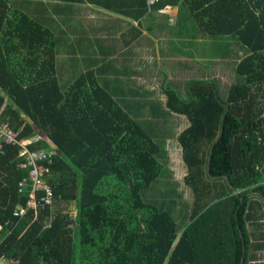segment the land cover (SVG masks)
Masks as SVG:
<instances>
[{
    "label": "trees",
    "instance_id": "trees-1",
    "mask_svg": "<svg viewBox=\"0 0 264 264\" xmlns=\"http://www.w3.org/2000/svg\"><path fill=\"white\" fill-rule=\"evenodd\" d=\"M180 1L204 33L234 36L249 55L226 96L218 78L192 79L184 93L166 78V100L143 103L139 114L159 102L164 115L189 120L162 150L140 123L149 117L126 111L96 70L64 89L53 31L0 0V123L49 155L43 163L53 198L28 208L31 186L21 194L19 183L31 167L22 166L20 146L2 144L0 262L240 264L243 257L242 264H264V0H161L154 9ZM174 138L194 198L180 232L175 206L169 212L143 196L170 169ZM18 207L26 213L16 216Z\"/></svg>",
    "mask_w": 264,
    "mask_h": 264
},
{
    "label": "crops",
    "instance_id": "crops-1",
    "mask_svg": "<svg viewBox=\"0 0 264 264\" xmlns=\"http://www.w3.org/2000/svg\"><path fill=\"white\" fill-rule=\"evenodd\" d=\"M143 6L144 0H11L14 10L55 34L59 75L96 70L103 88L119 89L124 100L118 102L139 104L136 114L143 103L157 101L166 78L184 88L192 79H223L249 55L234 36L204 33L185 1L144 14ZM258 261L264 262V251Z\"/></svg>",
    "mask_w": 264,
    "mask_h": 264
},
{
    "label": "rangeland",
    "instance_id": "rangeland-1",
    "mask_svg": "<svg viewBox=\"0 0 264 264\" xmlns=\"http://www.w3.org/2000/svg\"><path fill=\"white\" fill-rule=\"evenodd\" d=\"M208 52H212V51H208ZM230 68L232 71L230 70ZM236 68L237 67H234V69L233 67H228L226 70L227 73L224 76L225 78L219 79L220 85H221L220 86L221 94L224 96H226L230 88V85L233 82L238 80V76L236 74ZM79 73L81 72H61L60 79H61L63 88L66 89L67 88L66 85L68 83L70 84L71 82L70 79L74 75H78ZM179 83H184V82L179 81ZM107 89L113 94H115V97L117 98V100H124L122 99L120 94H118L120 93L119 89L110 88V86H107ZM179 89L181 90V92L183 93L185 92L184 86H179ZM158 90H159V98L165 101L166 97L162 95L163 89L160 88L159 86ZM120 104L126 109V111H128L130 114H133V116L136 118L135 111L139 110V107H138L139 104H135L137 107H133L134 103H131L128 101H126V103L124 104L123 103H120ZM159 106H160V109H159ZM156 107L157 109H155ZM162 107H163L162 104L157 102V104L153 106V112H150L149 110H147L148 109L147 108L146 113H141L137 115L142 116V117H146V116L149 117L148 118L149 121H147V123H143V122H140V123L146 129L148 134L159 144L161 149L164 150L166 148V143L169 144V142H167V138L170 139L171 137L175 135V133L178 134L181 130L185 129L187 125L189 124L188 123L189 120L185 116H179L176 114H173V116L164 115ZM160 121L166 122L168 124L166 125L161 124ZM173 123L178 124V126H174ZM169 149L171 152L170 156L167 159V161L166 162L164 161V162H165L166 167H169L170 169H172V171L166 168L162 172L161 176L157 179V181H155V183L152 185V187L143 193V196L145 197L144 199L146 200L150 199L155 204H161V202H164L165 203L164 210H167L169 212L175 206V209L174 211H172V214L175 219L176 229L178 232H180L181 229H183L185 226L186 222L184 223V221L187 220V218L190 215L191 208L194 203V198H193V194L191 190L185 185V182H184V179L187 176V168L183 163V154H181L180 147L177 145L175 138L172 141H170ZM179 195H180V198H178ZM165 200H167L168 202ZM70 211L71 213H73L72 206H71Z\"/></svg>",
    "mask_w": 264,
    "mask_h": 264
},
{
    "label": "built area",
    "instance_id": "built-area-1",
    "mask_svg": "<svg viewBox=\"0 0 264 264\" xmlns=\"http://www.w3.org/2000/svg\"><path fill=\"white\" fill-rule=\"evenodd\" d=\"M161 0H147L146 7L148 10L154 8ZM17 133L10 127L9 123H0V149L2 144L18 145L20 146V155L25 157V163L22 166H30L29 176L24 178L19 183V193L23 194L25 190L31 186L30 199L27 202L28 208L36 209L40 205L51 206L53 198L51 196V188L46 180V173L48 167L43 161L49 159V155L44 150L31 151L29 144L32 140H17ZM40 140V137H36L35 141ZM39 191H45L46 195L38 197ZM26 209L18 207V211L15 212L16 216L24 215ZM1 229V227H0ZM11 263L16 261L11 260Z\"/></svg>",
    "mask_w": 264,
    "mask_h": 264
},
{
    "label": "water",
    "instance_id": "water-1",
    "mask_svg": "<svg viewBox=\"0 0 264 264\" xmlns=\"http://www.w3.org/2000/svg\"><path fill=\"white\" fill-rule=\"evenodd\" d=\"M241 237H242V234H241ZM244 250H245V248H244V243H243V247H242V251H243V253H244ZM243 263V257L241 258V260H240V264H242Z\"/></svg>",
    "mask_w": 264,
    "mask_h": 264
}]
</instances>
